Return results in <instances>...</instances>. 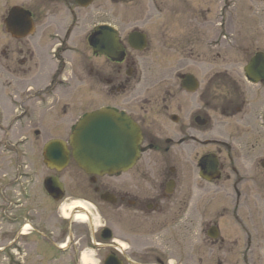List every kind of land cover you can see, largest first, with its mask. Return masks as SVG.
Here are the masks:
<instances>
[{"label": "flooded vegetation", "instance_id": "af4514ba", "mask_svg": "<svg viewBox=\"0 0 264 264\" xmlns=\"http://www.w3.org/2000/svg\"><path fill=\"white\" fill-rule=\"evenodd\" d=\"M127 1L0 0L2 97L20 116V135L0 142L10 170L0 180V238L17 264L30 254L38 264H106L108 257L112 264H200L201 231H192L200 191L242 197L248 210L264 207V39L241 50L242 64L206 63L201 82L187 47L153 38L172 23L157 0L145 16L122 18L114 9ZM230 5L218 0L212 13L207 1L202 17L193 7L183 13L224 30L225 42ZM20 83L30 84L11 91ZM71 89L103 100L80 117L108 108L135 123L140 140L130 168L87 173L71 155L75 122L52 135L45 116L68 121ZM52 140L65 163L46 161ZM202 232L208 247L224 248L218 225Z\"/></svg>", "mask_w": 264, "mask_h": 264}, {"label": "rangeland", "instance_id": "374dc122", "mask_svg": "<svg viewBox=\"0 0 264 264\" xmlns=\"http://www.w3.org/2000/svg\"><path fill=\"white\" fill-rule=\"evenodd\" d=\"M207 1H212L211 10L213 13L218 5V0H157L159 8H163V12L168 14L169 21L172 23L167 25L164 35L153 36L158 41L166 40V43L181 44L187 47V51H190L191 55L194 56L193 59L189 57V62H191L190 60L198 62L199 69L195 64L196 68L194 69L198 72L197 77L201 82L204 80L203 77H206L202 73L207 66L206 63L213 59L217 61L225 59L231 65L235 64L236 61L242 64L244 59H242L241 50L244 51L245 48L254 49L260 43L259 41L264 39V0H231V2L229 0L231 19L228 26L226 25L225 42L219 40V34L224 33V30L221 32L218 26L208 23L207 20H197V24H195L192 20H187L189 14L183 13L191 12L193 7L197 8L195 9L196 14L202 17L203 3ZM150 2V0H128L125 3H120L114 10L122 18L143 17L153 10ZM181 14L184 15L181 16ZM157 21L161 22L160 19ZM254 33L258 36L256 37ZM216 43L219 44L216 45ZM192 47L194 48L191 49ZM77 68L73 66L72 69L81 72L82 69ZM232 74L233 77L236 76L234 72ZM238 76L239 74H237ZM27 84L22 85L20 83L9 87L11 91L20 94V89ZM82 94L83 92L78 89L70 90L72 113L69 114V119L65 123L60 121L61 118L58 114L45 116L46 119L49 118V128L52 135H63L65 131L60 128L64 124L67 126L68 122L74 123L81 112L94 109L103 101L96 95L88 93V95L83 96L85 94ZM2 95L0 83V124L5 128V132H0V142L6 138L12 139L20 135L18 133L16 136V126L20 123V116L11 115L13 110L7 108L5 98ZM6 109H8L7 112ZM5 133L10 134V137H6ZM66 133H68L67 130ZM6 161L0 153V180L4 174L7 175L10 172ZM215 191L211 189V191L199 192V207L197 218H195L197 227L192 228V231L194 235H196L197 230L201 231L199 248H197L199 254L196 252L197 257L200 256V264H264V207L256 210L251 206L248 210L242 205V197L236 200L235 196L230 193H216ZM206 224L219 226V232L227 237L224 248L220 249L219 245L208 247L206 233L202 232V228ZM248 237H250V242L246 249L243 248L242 250L243 241ZM5 245V241L0 238V264H17V260L12 258L15 256L14 254L10 253V259H8L2 253V248ZM196 245L198 246L197 243ZM183 254L185 255V249ZM33 257L34 254L28 255L25 258V264H38V260L33 259ZM91 257L90 254L84 255L83 259L90 261ZM187 260L191 262L190 257ZM89 264H96V261H90Z\"/></svg>", "mask_w": 264, "mask_h": 264}, {"label": "water", "instance_id": "95a60500", "mask_svg": "<svg viewBox=\"0 0 264 264\" xmlns=\"http://www.w3.org/2000/svg\"><path fill=\"white\" fill-rule=\"evenodd\" d=\"M138 141L139 131L134 122L124 112L107 108L87 113L70 135L72 156L78 166L99 175L131 167L138 154ZM44 157L46 161H66L55 141L45 147ZM106 264H112L111 259Z\"/></svg>", "mask_w": 264, "mask_h": 264}, {"label": "bare ground", "instance_id": "6f19581e", "mask_svg": "<svg viewBox=\"0 0 264 264\" xmlns=\"http://www.w3.org/2000/svg\"><path fill=\"white\" fill-rule=\"evenodd\" d=\"M76 204V203H73V205ZM79 219H83V217L79 216Z\"/></svg>", "mask_w": 264, "mask_h": 264}]
</instances>
